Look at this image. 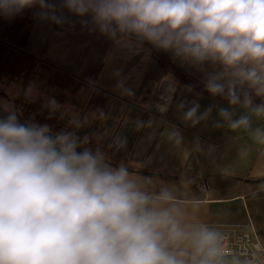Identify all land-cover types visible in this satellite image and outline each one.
<instances>
[{"label": "clouds", "instance_id": "clouds-1", "mask_svg": "<svg viewBox=\"0 0 264 264\" xmlns=\"http://www.w3.org/2000/svg\"><path fill=\"white\" fill-rule=\"evenodd\" d=\"M64 2L113 37L135 34L193 63L221 65L206 90L246 111L236 118L221 108L216 126L246 134L264 156V127L253 126L264 120V102L254 104L251 94L264 98V0ZM36 3L54 8L46 0H0V14ZM245 85L251 91H241ZM198 108L186 119L207 118L210 109L197 117ZM50 131L18 123L15 112L0 120V264H241L215 227L184 223L187 203L173 188L156 190L99 152L78 153L74 134ZM250 154V147L240 152ZM255 248L264 252V244Z\"/></svg>", "mask_w": 264, "mask_h": 264}, {"label": "crops", "instance_id": "crops-1", "mask_svg": "<svg viewBox=\"0 0 264 264\" xmlns=\"http://www.w3.org/2000/svg\"><path fill=\"white\" fill-rule=\"evenodd\" d=\"M46 2L54 8L36 3L0 14V110L27 125H48L53 138L74 134L78 153L99 152L105 164L125 167L156 190L173 188L187 203L184 223L231 235L250 230L260 239L247 195L252 179L264 177V156L246 134L216 126L221 108L236 118L246 111L206 90L207 77L222 66L182 59L135 34L113 37L91 14H75L64 0ZM150 46L160 50L156 60ZM251 94L254 104L264 101ZM197 104V117L210 112L194 123L186 113ZM246 147L251 154L243 159Z\"/></svg>", "mask_w": 264, "mask_h": 264}, {"label": "built area", "instance_id": "built-area-1", "mask_svg": "<svg viewBox=\"0 0 264 264\" xmlns=\"http://www.w3.org/2000/svg\"><path fill=\"white\" fill-rule=\"evenodd\" d=\"M225 236L224 246L234 255H240L248 261L250 257H255L254 264H264V252L258 253L255 245L261 243L256 234L250 230L242 231L231 235L228 231L221 232Z\"/></svg>", "mask_w": 264, "mask_h": 264}, {"label": "trees", "instance_id": "trees-1", "mask_svg": "<svg viewBox=\"0 0 264 264\" xmlns=\"http://www.w3.org/2000/svg\"><path fill=\"white\" fill-rule=\"evenodd\" d=\"M261 102H264L260 100ZM9 113L0 110V120H5ZM18 123L27 125L17 118ZM253 188L247 195V205L257 233L264 241V177L252 179Z\"/></svg>", "mask_w": 264, "mask_h": 264}, {"label": "flooded vegetation", "instance_id": "flooded-vegetation-1", "mask_svg": "<svg viewBox=\"0 0 264 264\" xmlns=\"http://www.w3.org/2000/svg\"><path fill=\"white\" fill-rule=\"evenodd\" d=\"M120 35H122V34H117L116 38L119 37ZM126 36H128L130 39H135V38H136V37H135L134 35H132V34H128V35H126ZM136 39H137V38H136ZM150 49L152 50V60H153V58L156 60L157 57H160V56H161V54H160V50L157 49L155 46H150ZM151 64H152V62L150 63V66H151ZM90 135H91L90 132H87V133H86V136H87L88 138L90 137Z\"/></svg>", "mask_w": 264, "mask_h": 264}, {"label": "rangeland", "instance_id": "rangeland-1", "mask_svg": "<svg viewBox=\"0 0 264 264\" xmlns=\"http://www.w3.org/2000/svg\"><path fill=\"white\" fill-rule=\"evenodd\" d=\"M50 134V133H49ZM53 134V133H52ZM54 136L56 135V134H53ZM260 240H261V238H260Z\"/></svg>", "mask_w": 264, "mask_h": 264}]
</instances>
